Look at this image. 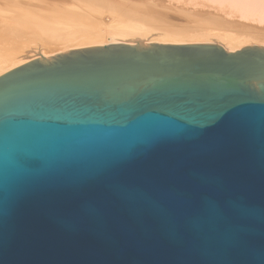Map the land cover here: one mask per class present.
Returning a JSON list of instances; mask_svg holds the SVG:
<instances>
[{
	"label": "water",
	"instance_id": "95a60500",
	"mask_svg": "<svg viewBox=\"0 0 264 264\" xmlns=\"http://www.w3.org/2000/svg\"><path fill=\"white\" fill-rule=\"evenodd\" d=\"M0 264H264V47L108 45L0 76Z\"/></svg>",
	"mask_w": 264,
	"mask_h": 264
},
{
	"label": "bare ground",
	"instance_id": "6f19581e",
	"mask_svg": "<svg viewBox=\"0 0 264 264\" xmlns=\"http://www.w3.org/2000/svg\"><path fill=\"white\" fill-rule=\"evenodd\" d=\"M71 1L74 4L76 3L85 7L87 10L89 9V12L97 11V9L101 12L106 10L108 12L114 11L116 14L120 13L124 15V18L128 16L132 20L134 18L136 20L140 19L146 22L144 24L148 23L150 26L169 29V32L171 30L173 32L175 30L188 32V29L202 30L215 28L221 30L224 28L225 31L224 29L223 31L225 33L229 29L233 31L237 29L238 31L247 33V35L240 37L234 35V33L232 34V32L224 34V32H217V30L215 32V29H210L212 33L202 30L207 33H195L191 35L188 32L190 34L188 35L187 32H184L183 34H178L180 36H162L153 30L148 32L143 30L144 32L141 33L138 30L125 32L126 29L124 31L118 27L119 30L110 29V32L104 30L88 33L77 32V34L74 33L75 35L72 33L65 34L62 36L63 38L55 36L47 37V40L44 36L38 35L40 32L36 34L37 31H34L35 35L30 33L31 30L26 29L25 31L22 30L19 33L20 35L16 37L12 35L11 37L10 33L8 36L7 34L4 37L0 36V76L37 58L50 57L71 50L108 45H138L141 43L160 45H216L222 47L227 53H233L246 47L257 45L264 47V0H162L158 3L155 0H125L126 6L100 0ZM74 8L73 10L76 12L78 8ZM73 10L70 11L72 12ZM112 12L109 13L112 14ZM76 16H78L77 13ZM121 17L120 19H122ZM92 22L95 25L99 24L98 18H94Z\"/></svg>",
	"mask_w": 264,
	"mask_h": 264
},
{
	"label": "rangeland",
	"instance_id": "374dc122",
	"mask_svg": "<svg viewBox=\"0 0 264 264\" xmlns=\"http://www.w3.org/2000/svg\"><path fill=\"white\" fill-rule=\"evenodd\" d=\"M100 1L111 2L113 4L117 3L118 5H122V6L124 5L126 6L127 4L125 0H100ZM161 1L162 0H155V2L157 3ZM74 7L78 8L76 12H74L73 10L75 9ZM70 10H73L72 11L73 13ZM98 10L99 9H97V11L95 10L89 12V9L87 10L85 9V7H82L76 3L74 4V2H72L71 0H0V36L4 37L6 36V34L8 36L10 33V36L12 35L16 37L17 35L18 36L20 35L19 33H21L22 30L25 31L27 29L29 31L30 30L33 31V32L30 31V33L33 34H35L34 31L35 32L37 31L36 34L40 32L41 34L39 33L38 35H42L44 36L45 39L48 40L47 37H51V36L63 38L62 36L65 34H70V33L77 34V32L88 33V32H96L99 30H104L108 32L110 29L117 30L118 27L119 29H122L124 31L126 29L125 32L138 30V32L141 33L144 32L143 30H145V32L153 30L154 32H158V34H161L162 36H166V35L180 36L178 34H183L184 32H187L184 30L182 31L175 30L173 32L171 30L172 31L171 33V31L170 32L168 31L169 29L167 30L163 28H157L154 26H150L148 23L144 24L145 21L140 19L136 20V18L134 17H132L134 18V20H132L131 17L128 16H125L124 18V15L118 12H117L118 14H116V12L114 11H113L114 13L112 11H109L110 13L112 12V14H110L108 10L103 12ZM76 13L78 14V16H76ZM119 14L120 16H118ZM120 17L122 19H120ZM94 18H98L99 24L97 25L93 24L92 21ZM135 23L139 25L137 26ZM147 26L148 28H146ZM210 29H202V30H207V32L210 33L211 32ZM223 29L224 28H222L221 30L215 29L214 31L216 32L217 30V32L219 31L223 33L225 31V29L224 31ZM200 30L201 29L199 30L188 29V32H190L191 35H194L195 33L196 34L207 33L206 31L203 32L202 30L201 31ZM231 30L232 29H229L227 31L228 33L227 32L226 33L230 34L232 32V34L234 33V35L236 36L238 35L240 37L247 35V33H243L242 31H238L237 29L234 31ZM188 32L187 34L190 35ZM226 33L224 32V34Z\"/></svg>",
	"mask_w": 264,
	"mask_h": 264
},
{
	"label": "snow or ice",
	"instance_id": "6c2138e0",
	"mask_svg": "<svg viewBox=\"0 0 264 264\" xmlns=\"http://www.w3.org/2000/svg\"><path fill=\"white\" fill-rule=\"evenodd\" d=\"M217 190H219V186H217Z\"/></svg>",
	"mask_w": 264,
	"mask_h": 264
}]
</instances>
